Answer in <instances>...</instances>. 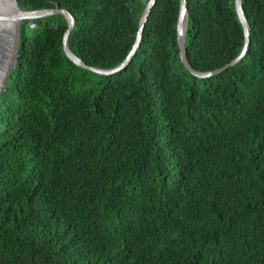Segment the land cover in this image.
I'll use <instances>...</instances> for the list:
<instances>
[{
  "label": "trees",
  "instance_id": "obj_1",
  "mask_svg": "<svg viewBox=\"0 0 264 264\" xmlns=\"http://www.w3.org/2000/svg\"><path fill=\"white\" fill-rule=\"evenodd\" d=\"M18 1L68 9L73 51L114 68L149 0ZM180 6L157 0L111 75L67 56L64 14L22 22L0 95V264H264V0H243V58L204 78L181 59ZM188 7L191 65L233 61L235 0Z\"/></svg>",
  "mask_w": 264,
  "mask_h": 264
},
{
  "label": "water",
  "instance_id": "obj_2",
  "mask_svg": "<svg viewBox=\"0 0 264 264\" xmlns=\"http://www.w3.org/2000/svg\"><path fill=\"white\" fill-rule=\"evenodd\" d=\"M157 0H149L143 14L140 19L139 29L137 33V38L135 44L128 56L123 62L117 65L114 68H100L96 66L88 65L79 55H77L70 46V35L75 28L76 18L68 10L60 7L47 8L43 7L35 10H26L19 5L18 0H0V95L6 87V83L9 77L16 70L20 49H21V34H22V22L24 20H33L37 18H42L46 16H51L55 14L62 13L66 16L68 22V29L64 35V51L67 56L78 66L91 70L95 73L101 75H111L118 71L124 69L132 58L135 56L137 49L141 44L143 38L144 30L146 23L149 19L152 7ZM236 12L239 20L241 21L244 31H245V42L242 48L241 53L226 66L213 70V71H200L195 69L187 56L186 48V37H187V28L189 23V7L188 0H181L179 20L177 26L178 32V43L180 47V56L186 66V68L191 71L194 75L204 78L211 77L215 74H219L224 71L230 65L236 64L239 62L245 55L247 48L251 41V26L248 21V18L245 13L243 6V0H235Z\"/></svg>",
  "mask_w": 264,
  "mask_h": 264
},
{
  "label": "built area",
  "instance_id": "obj_3",
  "mask_svg": "<svg viewBox=\"0 0 264 264\" xmlns=\"http://www.w3.org/2000/svg\"><path fill=\"white\" fill-rule=\"evenodd\" d=\"M32 26H34V24H32Z\"/></svg>",
  "mask_w": 264,
  "mask_h": 264
}]
</instances>
